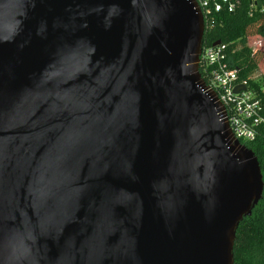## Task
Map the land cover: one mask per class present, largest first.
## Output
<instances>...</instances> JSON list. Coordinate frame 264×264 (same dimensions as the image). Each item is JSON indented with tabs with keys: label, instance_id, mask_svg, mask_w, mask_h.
<instances>
[{
	"label": "water",
	"instance_id": "95a60500",
	"mask_svg": "<svg viewBox=\"0 0 264 264\" xmlns=\"http://www.w3.org/2000/svg\"><path fill=\"white\" fill-rule=\"evenodd\" d=\"M203 34L193 0H0V264H234L263 181Z\"/></svg>",
	"mask_w": 264,
	"mask_h": 264
},
{
	"label": "trees",
	"instance_id": "16d2710c",
	"mask_svg": "<svg viewBox=\"0 0 264 264\" xmlns=\"http://www.w3.org/2000/svg\"><path fill=\"white\" fill-rule=\"evenodd\" d=\"M252 3V0H235L232 13L222 10L206 19L202 49L216 42L225 46L227 68L236 71L237 81H247L246 88L260 100L263 106L261 115L264 116V73L257 80L251 79L264 62V53L253 51L247 45L250 38L264 37V14L258 9L261 1L254 3L255 8L251 7ZM199 75L205 84V73L201 66ZM257 131L253 141L240 140V143L257 159L263 192L251 215L244 218L237 228L232 251L234 264H264V125L259 126Z\"/></svg>",
	"mask_w": 264,
	"mask_h": 264
},
{
	"label": "built area",
	"instance_id": "2783aa9c",
	"mask_svg": "<svg viewBox=\"0 0 264 264\" xmlns=\"http://www.w3.org/2000/svg\"><path fill=\"white\" fill-rule=\"evenodd\" d=\"M196 9L202 15L204 22L213 14L226 10L232 13L235 9V0H193ZM261 1L259 12L264 14V0ZM225 46L204 48L201 51L199 67L204 69L205 86L218 99L225 111V118L235 139L251 142L258 134L257 128L264 125V116L261 115L263 106L260 100L246 88L247 81H237L235 70L227 68ZM244 86L245 91L234 93V88Z\"/></svg>",
	"mask_w": 264,
	"mask_h": 264
},
{
	"label": "rangeland",
	"instance_id": "374dc122",
	"mask_svg": "<svg viewBox=\"0 0 264 264\" xmlns=\"http://www.w3.org/2000/svg\"><path fill=\"white\" fill-rule=\"evenodd\" d=\"M247 45L250 46L253 51L259 50L264 53V37L250 38L247 41ZM263 73H264V62H262L259 71L255 73L253 76H251V79L252 80L259 79Z\"/></svg>",
	"mask_w": 264,
	"mask_h": 264
}]
</instances>
